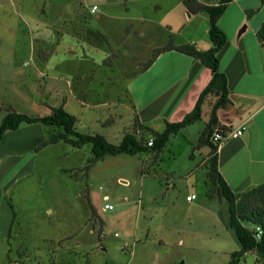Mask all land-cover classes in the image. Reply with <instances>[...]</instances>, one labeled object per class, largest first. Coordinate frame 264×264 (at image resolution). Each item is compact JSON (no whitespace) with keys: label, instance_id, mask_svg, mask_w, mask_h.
<instances>
[{"label":"rangeland","instance_id":"374dc122","mask_svg":"<svg viewBox=\"0 0 264 264\" xmlns=\"http://www.w3.org/2000/svg\"><path fill=\"white\" fill-rule=\"evenodd\" d=\"M91 4L92 0H0V125L10 112L43 117L65 103V109L79 118L76 128L80 133L108 132L109 140L118 145L121 136L134 132L135 119L131 113L136 108L133 93L127 88L132 83L131 74L135 70L132 66L136 63L131 55L142 57L143 45L148 41L133 34L138 25L131 17L139 14L141 4L118 2L109 6L95 2L100 8L95 15L89 13ZM77 11L81 12L78 17ZM101 13L109 18L98 21L96 17ZM177 14L176 11L169 18ZM206 15L193 28L198 29V38L204 40L208 36L210 41ZM92 28L106 30L110 44L124 53L125 59L113 54L111 60L101 63L102 51L97 50L96 54L85 51L89 68L77 72L91 76L90 84L96 77L97 86L100 83L106 88V98L74 99L67 83L60 82V78L74 80L73 72L69 73L72 67H60V59L64 57L60 44L74 45L73 40L78 39L85 43L81 36L87 37L88 29ZM96 35L92 33L100 43ZM183 35L178 32L169 37L162 35L161 40L166 43L160 50L171 42L175 45L183 42L186 40ZM68 48L71 46L65 47L66 51ZM93 55L95 60L90 59ZM128 57L130 62L126 60ZM155 58L154 51L141 72ZM133 86L136 89L137 85ZM60 87L65 89L62 101ZM101 102L107 106L98 105ZM209 112L206 105L202 120L189 127L196 146L200 145L196 137L205 129ZM97 119L102 123L94 124ZM143 135L151 138L147 132ZM177 139L171 140L162 159L155 164L153 153L143 152L140 157L108 155L89 169L92 155L89 145L81 150L67 146L70 156L61 160L55 159V154L47 156V151L35 158L38 163H29L33 158L26 157L24 162L28 163L24 167L30 173L8 193V205L15 206L17 219L12 236L0 232V264H229L231 254L241 248L230 226L229 202L208 195V183L204 180L209 163L202 165L195 176L191 169L197 170L196 163H180L185 153L193 151L198 154V161H202L211 148L206 145L194 149L186 145L184 136ZM78 152L82 154L75 155ZM174 152L180 153L173 157ZM186 165L189 167L183 170ZM21 166L7 180L20 174L24 169ZM89 172H92L90 180ZM190 192L198 196L192 205L187 202ZM201 201L212 208H196L195 204ZM106 204L114 210L106 209ZM213 214L218 215V224L212 223ZM0 230L4 231V227ZM244 264H256V257L247 255Z\"/></svg>","mask_w":264,"mask_h":264},{"label":"crops","instance_id":"0c3cea01","mask_svg":"<svg viewBox=\"0 0 264 264\" xmlns=\"http://www.w3.org/2000/svg\"><path fill=\"white\" fill-rule=\"evenodd\" d=\"M82 1L85 2L86 0ZM95 2H100L101 4L109 6L110 4L118 2H125L128 5L135 3L141 4L139 14L131 17V20L138 25L137 30L133 34H137L138 38H147L148 41L143 45L145 53L142 57L131 55L136 63L132 66L135 70L131 74L133 80L132 83L128 85L127 91L133 93L132 101L135 103L134 108H136V112L132 110L134 113H131L133 119L141 125L160 132L164 131L166 121L169 123L181 122L195 108L202 91L212 79V71L208 67L203 66L200 61L185 54L178 53L175 50L159 54L146 71L141 72L140 68L146 63V59L152 57L154 51L159 50L161 46L165 45V40H161L162 35L169 37V35L178 32L179 36L184 34L183 36H185L186 40H182L183 42L180 43L175 42L177 45L194 44L198 49L203 51L212 48L211 40H207L208 32L205 30L206 35L204 36L207 37L203 40V38L200 39L197 37L198 29L193 28L196 22L204 20L203 16L205 13L189 15L183 5V0H92L93 4H91L89 12L91 15L99 13L100 10ZM95 6L97 10L93 13L92 10ZM176 11L178 12L176 17L170 19V15L174 14ZM249 11H255L251 17L247 15ZM76 13L75 16L77 17L81 14L80 11ZM105 15L106 14H102L96 17V19L102 21L107 17L109 18V16ZM206 16L209 20V16ZM263 23V0H234L219 20L220 28L228 37V45L220 54V69L230 82L231 102L225 109L218 112V117L221 125L230 130L241 129L243 126L246 128L241 137L224 142L219 147L217 153L219 170L225 181L235 193L246 192L264 183V46L257 37V32ZM244 26H246V32L241 37H238L240 30ZM74 27L77 29L79 28V26L77 27L76 25H74ZM184 28L185 30H183ZM121 31L123 35H126V29ZM92 33L98 35L101 39L100 43H98L97 40L95 41ZM87 34V37L81 36L80 34L81 38H85V43H82L79 41L81 39H78L73 40L76 42L74 45L63 46L60 44V50L64 52V57L60 59V67L68 69L70 66L73 68V71L71 70L69 73L73 72L74 74V80L72 79V81H69L65 78H60V82L67 83L68 92L74 99L103 100L106 98V95H104L106 93L105 86L100 85V83L99 86H97L96 77L95 81L90 84L88 78H91V76L77 72L82 68L83 70L89 68L90 61L86 59V57L88 58L89 56H85L84 53L90 50L94 51V54H96L97 50L102 51L103 55L101 54L99 59L101 63H106V59L111 60L113 54L117 56L116 58L125 59L124 53H120L113 44H110V34H108L106 30L92 28L88 29ZM131 42L134 44V39L131 40ZM106 45H108V48ZM69 46H71V48H68L66 51L65 47L67 48ZM80 51L81 53H79ZM68 53H73V55L71 56ZM90 59L95 60L94 55L90 56ZM126 60L129 61V57ZM67 64L68 67H66ZM160 64L161 66H159ZM181 70L182 72H177ZM133 85H137L136 89H134ZM63 91H65V89L60 87V101L64 100V98L61 97ZM81 104L83 105V101ZM98 105H101V107L107 106V103L101 102ZM206 105L209 107V104ZM61 107L65 109V103H62ZM68 113L75 116L72 112ZM110 115L112 117L111 112ZM75 117L78 121L79 118L77 116ZM120 117H122V115ZM98 121L102 123L101 119H97L94 121V124ZM189 130L188 127L175 135L174 138L172 137L162 153H153L155 159L154 164L162 159L165 150L172 143L171 140L177 141L179 135L185 137L187 141L186 145L190 144L191 148H202L203 146L201 144L197 146L194 145L195 136L192 137ZM23 131H27V133L23 135ZM53 131L54 129H48L44 124L24 123L16 130L5 133L0 143V151L4 148V151L0 152V227H4V231L0 230V232H2L4 236L13 235L17 212L13 204L8 205L10 204L8 193L10 191L9 189L13 187L17 181L22 180V178H25L30 173H28L27 168L24 167L26 163H28L24 162L26 157L33 158L31 160L29 159V163L31 161V163H38L35 158L42 156L41 154L46 151L47 156L55 154V159L58 158L61 160L70 156V150L66 149L67 145L63 143L47 147L42 146ZM202 132H198V136L196 137V141L198 140L199 143ZM88 133L90 134V132ZM91 134H100L112 143L108 138V132L106 134L105 132L102 133V131L94 130ZM124 136L120 138H124ZM57 148L59 149L57 150ZM88 150L92 154L91 147ZM179 153L176 154V152H174L173 157H177ZM198 153H201V151L198 150ZM80 154L82 153H75V155L78 156H80ZM185 154L186 156L183 157L180 163L184 161L196 163L197 170L191 169V174L193 176L197 174L202 165L205 166L210 160V153L202 161H198V154L195 151L188 155L187 153ZM82 156L83 155H81V157ZM136 156L140 157L142 155L138 154ZM187 156L188 159H186ZM146 159L152 162V159ZM23 162L24 164L21 166ZM19 166H21V169L24 167V169L20 171V174L7 180V177L12 175V171L14 173V170ZM188 167L186 165L185 168H181L184 170ZM182 169L179 171L182 172ZM91 174L92 172L88 173L89 180ZM206 175L205 177L207 180H204L205 184L208 182V169ZM144 176H146V174ZM201 176H204V174ZM6 180L7 185H4L6 183L4 181ZM192 195L196 194L190 192L188 197ZM106 198L109 201L108 196H106ZM197 199L198 196L196 195V199L193 201L187 200V202L192 205ZM211 206L203 201L195 204L196 208L201 209H208ZM5 209L7 211H5ZM3 211H5L6 214L4 218L2 215ZM218 222V215L213 214L212 223L218 224ZM20 235L23 236V234ZM25 242L26 240L21 241L22 244Z\"/></svg>","mask_w":264,"mask_h":264},{"label":"trees","instance_id":"16d2710c","mask_svg":"<svg viewBox=\"0 0 264 264\" xmlns=\"http://www.w3.org/2000/svg\"><path fill=\"white\" fill-rule=\"evenodd\" d=\"M234 0H183V5L189 15L207 13L210 22V40L212 48L200 50L194 44L175 45L173 42L163 49L155 51L159 54L175 50L194 58L212 71V79L202 91L195 108L178 123L165 122L162 132L139 124L135 121L134 132L126 133L118 145L110 143L100 134H82L77 131V118L68 113L63 107L54 108L52 114L44 117H32L18 112H10L0 125V143L8 131L16 130L21 124H44L54 129L43 147L63 143L72 148L89 145L92 157L88 168H92L98 161L108 155L118 156L127 154L136 156L143 152L160 154L167 147L170 139L182 130L193 126L202 120L203 109L206 104L210 107V117L200 136L202 146H210V160L208 165V195L219 196L229 202L230 226L234 229L240 250L231 254L229 264H244L247 255L256 257V264H264V183L243 193H235L225 181L219 170V146L212 141L216 129L227 133L230 129L221 125L218 112L225 109L230 100V82L220 69V54L228 45V37L219 26V20ZM264 1V0H263ZM255 11H249L251 17ZM257 37L264 46V23L257 32ZM146 69V68H145ZM151 135L148 139L143 134ZM153 140V146L149 142ZM260 228L261 233L257 230Z\"/></svg>","mask_w":264,"mask_h":264},{"label":"built area","instance_id":"2783aa9c","mask_svg":"<svg viewBox=\"0 0 264 264\" xmlns=\"http://www.w3.org/2000/svg\"><path fill=\"white\" fill-rule=\"evenodd\" d=\"M97 10V7L95 6L92 10V12L94 13ZM245 127L243 126L241 129H237V130H231L227 133H223L222 131L216 129V131L213 133L212 136V141L214 144L218 145L219 147L226 141L233 139V138H239L243 135L244 131H245ZM150 147L153 146V140H151L148 144ZM194 199H196V195H192L190 197L187 198L188 201H193ZM107 200V198H106ZM108 210H113L114 207L111 205H106L105 207ZM259 231V234L261 233L260 228L257 229Z\"/></svg>","mask_w":264,"mask_h":264},{"label":"water","instance_id":"95a60500","mask_svg":"<svg viewBox=\"0 0 264 264\" xmlns=\"http://www.w3.org/2000/svg\"><path fill=\"white\" fill-rule=\"evenodd\" d=\"M245 32H246V26H244V27L240 30V32H239V34H238V37H241Z\"/></svg>","mask_w":264,"mask_h":264}]
</instances>
